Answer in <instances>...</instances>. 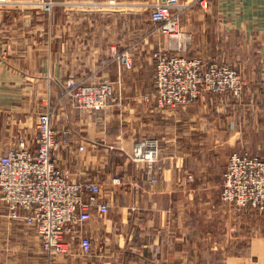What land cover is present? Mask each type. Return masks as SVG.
Listing matches in <instances>:
<instances>
[{
    "label": "crops",
    "instance_id": "crops-1",
    "mask_svg": "<svg viewBox=\"0 0 264 264\" xmlns=\"http://www.w3.org/2000/svg\"><path fill=\"white\" fill-rule=\"evenodd\" d=\"M150 1L55 0L50 14L0 6V154L7 141L36 150L37 116L52 108L56 165L101 184L109 204L85 225L89 254L77 244L46 254L0 200V264H264V210L221 199L229 155L264 156V0H208L182 11L186 55L229 65L244 86L239 98L208 94L176 107L153 99L152 54L170 40L150 22ZM125 52L131 69L118 63ZM71 77L110 83L105 108L64 100ZM143 137L160 144L152 169L128 156Z\"/></svg>",
    "mask_w": 264,
    "mask_h": 264
},
{
    "label": "built area",
    "instance_id": "built-area-1",
    "mask_svg": "<svg viewBox=\"0 0 264 264\" xmlns=\"http://www.w3.org/2000/svg\"><path fill=\"white\" fill-rule=\"evenodd\" d=\"M92 5H98L92 0ZM44 13L50 14L55 0H32ZM198 3L205 7L208 0H156L148 6L149 20L168 47L158 49L155 61L153 99L158 105L176 107L207 98L208 94L231 95L239 98L244 82L240 73L218 61L203 62L186 55L191 36L180 24L182 11ZM124 69L133 67L128 52L118 56ZM113 94L106 81H85L68 78L63 84V98L71 104L91 110H102ZM53 109L47 108L37 116L38 139L36 150L24 141L7 147L0 154V200L10 215L21 218L36 231L41 249L46 254H68L77 244L80 252H91L92 240L84 233L86 223L98 211L106 213L109 204L102 198L101 184L73 180L56 165L53 152L57 147V132L53 128ZM160 154L156 138L143 137L128 151L129 158L147 168H154ZM155 181V178L152 179ZM118 184L119 177L113 178ZM221 199L237 209L264 210V158L248 151L229 155L222 174ZM76 242V243H74Z\"/></svg>",
    "mask_w": 264,
    "mask_h": 264
},
{
    "label": "rangeland",
    "instance_id": "rangeland-1",
    "mask_svg": "<svg viewBox=\"0 0 264 264\" xmlns=\"http://www.w3.org/2000/svg\"><path fill=\"white\" fill-rule=\"evenodd\" d=\"M154 1H156V0H152V1H150V2H147L146 4L147 5H150V4H152ZM136 4H134L133 3V7H137L138 9L140 8V5H139V3H140V1H137V2H135ZM21 4H25V5H28V6H30L31 8H34L35 10H41L37 5H34L33 3H32V0H0V6H9V5H11V6H17V5H21ZM71 4H74L73 2H71ZM144 6V8L146 9V10H148V6H145V5H143ZM42 13V12H41ZM42 14H44V13H42ZM30 128V127H29ZM34 128V127H33ZM32 129V128H31ZM33 134H34V136L36 135V133H35V130H33V132H32ZM7 143H9V144H7ZM5 148H4V150L7 148V147H9V146H13V143H12V141L11 142H5ZM3 150V151H4ZM261 157L262 158H264V156L263 155H261ZM6 227V226H5ZM74 243H76V242H74Z\"/></svg>",
    "mask_w": 264,
    "mask_h": 264
}]
</instances>
